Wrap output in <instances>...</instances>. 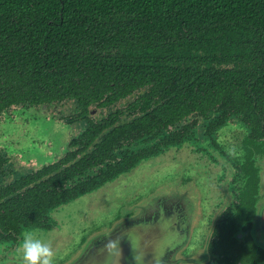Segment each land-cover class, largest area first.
<instances>
[{
	"label": "trees",
	"instance_id": "obj_1",
	"mask_svg": "<svg viewBox=\"0 0 264 264\" xmlns=\"http://www.w3.org/2000/svg\"><path fill=\"white\" fill-rule=\"evenodd\" d=\"M135 90V104L151 105L159 124L203 117L217 143L240 128L244 151L264 150L247 131L264 136V0H0V111L61 93L88 104ZM240 147L244 167L250 155ZM31 186L18 206L45 211L41 185Z\"/></svg>",
	"mask_w": 264,
	"mask_h": 264
},
{
	"label": "flooded vegetation",
	"instance_id": "obj_2",
	"mask_svg": "<svg viewBox=\"0 0 264 264\" xmlns=\"http://www.w3.org/2000/svg\"><path fill=\"white\" fill-rule=\"evenodd\" d=\"M139 93L135 90L123 99L103 95L88 104L61 93L52 101L0 111V121L23 119L16 123L18 131L12 136L0 137V264L19 262L21 234L50 227L48 213L57 205L117 178L143 158L185 140L204 159L195 168L199 173L189 175L202 188L200 222L193 226L196 230L188 245L174 249L164 258L168 264H264V150L244 151L246 143L240 142L244 131L240 128L227 129L222 134L225 142L217 143V127L209 129V121L203 117L193 119L194 126L187 116L179 123L166 119L159 124L160 101L154 103L158 114L155 115L151 105L135 104ZM154 100L158 98L152 95V103ZM24 114L31 118H25ZM37 115L41 116L42 124L52 122L50 128L56 131L54 142L29 130V121ZM211 115L222 117L218 113ZM227 120L233 124L241 122L235 117ZM123 123H129L128 127L124 125L116 136L119 130L115 126ZM105 124L108 125L101 128ZM89 126L90 134L84 135ZM260 130L264 131V127ZM247 131L252 138L264 139L252 133L250 127ZM89 137L96 140L86 143ZM29 140L34 144L30 141L28 145ZM241 143L242 151L250 155L248 164L242 162L244 167L237 161ZM96 144L106 150L98 149L99 154L92 157ZM44 148H48L45 153ZM256 154L259 155L254 159ZM19 180L21 183L16 182ZM38 184L43 191L45 211L41 206H18L25 202L21 198L26 189ZM49 194L54 198H44ZM185 226L191 227V222Z\"/></svg>",
	"mask_w": 264,
	"mask_h": 264
},
{
	"label": "water",
	"instance_id": "obj_3",
	"mask_svg": "<svg viewBox=\"0 0 264 264\" xmlns=\"http://www.w3.org/2000/svg\"><path fill=\"white\" fill-rule=\"evenodd\" d=\"M186 144L187 140L170 146L121 173L119 176L126 177L122 184L126 185L119 189L109 187L107 195L96 205L99 210L87 212L93 215L92 223L71 234L75 247L62 253L55 251L63 256L56 259V264H168L164 256L188 245L196 230L193 226L200 222L201 216L202 188L189 176L199 173L193 156L181 160L169 157L171 150L177 151ZM131 175L134 178L130 180ZM117 178L57 205L48 213L50 227L30 231L43 237L60 230L66 224L64 219L70 217L61 212L64 205ZM59 217L62 218L57 221ZM187 222H191V227L185 226ZM52 247L55 250L53 244Z\"/></svg>",
	"mask_w": 264,
	"mask_h": 264
},
{
	"label": "rangeland",
	"instance_id": "obj_4",
	"mask_svg": "<svg viewBox=\"0 0 264 264\" xmlns=\"http://www.w3.org/2000/svg\"><path fill=\"white\" fill-rule=\"evenodd\" d=\"M14 115H18L17 112H15ZM24 116L27 119L31 118V116H28L27 114H24ZM18 121L22 122L23 119L15 117L10 123L8 121H0V137H5L8 134L9 136H12L14 131L17 132L18 126L16 125V123ZM51 123L52 122L47 121L45 122V124H42L41 116L37 115L36 118H33L29 121L28 126L30 127L29 130L33 135H41V137L42 136L43 138L47 137V139H50L52 140V142H54L56 140V131L50 128ZM34 127L36 129H34ZM30 141L32 142V140H29L28 145L31 144ZM32 144L34 143L32 142ZM46 149L48 150V148H44L43 150L42 149L41 150L43 151V153H45ZM189 155L191 156V158L193 156L192 160L194 161L195 164H197V166L199 164L201 165L204 163V159L200 158L201 155L195 152L188 144H186L185 146H183V148L177 151L171 150V155L169 157H171L170 159L178 158L181 160L184 159L186 156L188 157ZM131 178H134V175H131L130 180ZM125 179L126 177H123L121 175L115 181L106 184L105 186L101 187L95 192L84 195L81 198H78L75 201L64 205L63 206L64 209L61 212L70 215V217L64 219V221L66 222L64 227L61 228L60 230H56V232L54 233L46 234L41 238L47 242H51L55 247V251L59 250L62 253L64 251L72 250L73 247H75L74 246L75 240L74 238L71 237V234L74 235L79 230L85 229L93 221L91 219L93 215L87 212H89V210L91 209L98 211L99 209L96 205L99 204L100 199L102 197H105L107 195V192L110 190L109 187L115 186L114 189H119L122 186L126 185V183L122 184L123 182H125ZM61 218L62 217H59L57 221H60ZM57 256L58 258L56 259L63 258V256L60 255Z\"/></svg>",
	"mask_w": 264,
	"mask_h": 264
},
{
	"label": "clouds",
	"instance_id": "obj_5",
	"mask_svg": "<svg viewBox=\"0 0 264 264\" xmlns=\"http://www.w3.org/2000/svg\"><path fill=\"white\" fill-rule=\"evenodd\" d=\"M18 245L19 264H56L57 253L50 242L34 231H25Z\"/></svg>",
	"mask_w": 264,
	"mask_h": 264
}]
</instances>
